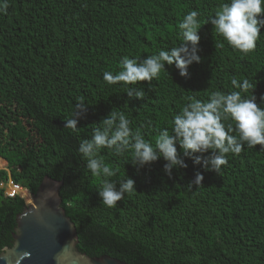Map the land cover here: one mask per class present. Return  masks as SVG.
<instances>
[{
    "label": "trees",
    "instance_id": "obj_1",
    "mask_svg": "<svg viewBox=\"0 0 264 264\" xmlns=\"http://www.w3.org/2000/svg\"><path fill=\"white\" fill-rule=\"evenodd\" d=\"M227 2L0 0V158L7 166L0 169V252L11 246L15 216L25 206L1 183L11 179L33 196L47 175L62 179L61 206L75 225L77 249L87 255L126 264H264L261 146L229 153L217 174L193 164L177 144L187 167H174L170 175L162 157L139 167L131 163V148L121 154L101 148L98 156L116 171L113 177H94L77 151L110 111L123 113L133 134L155 146L160 130L171 134L189 97L207 102L213 92L239 91L233 78L247 79L264 108V27L254 51L233 49L209 19ZM190 11L199 13L201 60L189 65L187 78L165 65L150 83L104 81V72L122 70L124 57L140 60L178 46V25ZM128 88L142 89L144 98H129ZM78 98L86 112L73 131L64 124ZM196 172L202 185L189 187ZM128 177L135 180L133 191L114 207L104 205L98 196L104 180L118 188ZM27 190L17 189L25 199Z\"/></svg>",
    "mask_w": 264,
    "mask_h": 264
},
{
    "label": "clouds",
    "instance_id": "obj_2",
    "mask_svg": "<svg viewBox=\"0 0 264 264\" xmlns=\"http://www.w3.org/2000/svg\"><path fill=\"white\" fill-rule=\"evenodd\" d=\"M198 15L197 11H190L179 23L182 42L178 46L167 51L160 50L158 54L140 60L124 57L121 61L122 70L115 74L104 72V81L108 84L123 82L131 85L150 83L162 69L166 70L165 65H174L179 75L187 78L189 65L201 60L197 55L200 39L198 30L201 27ZM209 19L216 33L229 46L248 54L254 51L260 30L264 27V0H230L221 3ZM215 47L223 45L216 44ZM231 83L239 91L227 94L213 92L207 102L189 97L191 102L173 118L171 134L167 129L160 130L155 138V146L145 141L139 132L133 134L129 127L130 121L123 113L110 111L101 119L102 127L93 130L91 139H82L77 151L85 158L86 167L94 177L116 175V171L99 158L101 148L114 149L116 154L131 148L134 153L131 163L139 167L162 157L166 161L163 169L170 175L174 167H187L177 151L176 145L179 144L183 155L191 158L193 164H200L206 170L219 174L221 167L228 163L226 157L229 153L238 155L245 145L264 148V108L256 102L254 86L247 79L238 83L233 78ZM249 91L251 95H242ZM126 93L129 98L137 99H143L145 95L142 89L137 88H128ZM261 100L264 101V96H261ZM84 112L86 106L83 99L78 98L73 116L66 118L64 127L77 131V118ZM229 120L232 123H225ZM197 153L201 155H194ZM205 153L210 154L203 155ZM202 180V173L196 172L189 187L192 184L196 187L202 185ZM134 188L135 180L130 177L119 181L118 188L115 181L105 179L98 196L104 205L114 207Z\"/></svg>",
    "mask_w": 264,
    "mask_h": 264
},
{
    "label": "water",
    "instance_id": "obj_3",
    "mask_svg": "<svg viewBox=\"0 0 264 264\" xmlns=\"http://www.w3.org/2000/svg\"><path fill=\"white\" fill-rule=\"evenodd\" d=\"M62 179L44 175L15 216L12 243L0 252V264H126L103 254L89 256L77 249L74 223L61 206Z\"/></svg>",
    "mask_w": 264,
    "mask_h": 264
},
{
    "label": "rangeland",
    "instance_id": "obj_4",
    "mask_svg": "<svg viewBox=\"0 0 264 264\" xmlns=\"http://www.w3.org/2000/svg\"><path fill=\"white\" fill-rule=\"evenodd\" d=\"M3 162H4V165L3 166H0V169H2V168H6L7 166H6V161L4 160V159H2V158H0ZM9 182H7V183H3L2 184V186L4 187V189H5V191L7 192L8 191V187H9ZM22 190H27V189H25V188H22ZM27 192V199H25L24 198V196H23V194H21V193H18V195L23 199V202L25 203V204H27V203H30V201H31V199H32V195L29 193V191L27 190L26 191Z\"/></svg>",
    "mask_w": 264,
    "mask_h": 264
},
{
    "label": "built area",
    "instance_id": "obj_5",
    "mask_svg": "<svg viewBox=\"0 0 264 264\" xmlns=\"http://www.w3.org/2000/svg\"><path fill=\"white\" fill-rule=\"evenodd\" d=\"M7 182H9V187H8V191L6 192L5 189V194L8 195V196H15V195H18V191L17 189H20L22 190V187L19 186L18 184L14 183L11 179H8ZM5 182V183H7ZM3 183H1V186H2Z\"/></svg>",
    "mask_w": 264,
    "mask_h": 264
},
{
    "label": "bare ground",
    "instance_id": "obj_6",
    "mask_svg": "<svg viewBox=\"0 0 264 264\" xmlns=\"http://www.w3.org/2000/svg\"><path fill=\"white\" fill-rule=\"evenodd\" d=\"M31 203V202H30ZM90 256V255H89Z\"/></svg>",
    "mask_w": 264,
    "mask_h": 264
}]
</instances>
